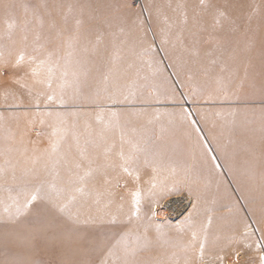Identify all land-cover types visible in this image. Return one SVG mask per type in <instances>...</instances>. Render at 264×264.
<instances>
[{"label": "rangeland", "instance_id": "obj_1", "mask_svg": "<svg viewBox=\"0 0 264 264\" xmlns=\"http://www.w3.org/2000/svg\"><path fill=\"white\" fill-rule=\"evenodd\" d=\"M167 1L0 0V264H264V170L244 147L264 129V0H234L235 47L178 30ZM151 128L181 129L213 195L168 196L124 235L104 216L127 194L110 167Z\"/></svg>", "mask_w": 264, "mask_h": 264}, {"label": "bare ground", "instance_id": "obj_2", "mask_svg": "<svg viewBox=\"0 0 264 264\" xmlns=\"http://www.w3.org/2000/svg\"><path fill=\"white\" fill-rule=\"evenodd\" d=\"M194 3H196V6L191 7ZM234 3V0H168L166 8H168L173 21L176 22L178 30L183 32L184 29H186L189 33V37L196 36L199 32L205 36H213L214 40L206 47H235V45L230 42L233 39V35L236 33L233 30L234 26L238 23L232 17L234 14L232 8ZM184 6L189 7L185 8ZM202 13H204L203 18L198 16L199 21H197V15ZM224 18L228 19L226 23L223 21ZM211 20L218 23L216 28H200V23H209ZM230 21H232V24ZM218 37H228L229 40L228 42H222ZM180 130V128H151L129 131L137 136V142L129 146L136 151L137 156L135 158L114 156V158L120 159V162L125 159L128 163L127 166L120 167L119 164L116 163L110 167L113 173H119V184L116 185L117 191L126 190L127 194H120V196L124 197V202H120V204L114 203L110 207V210L108 208L114 216L111 214L109 215L108 210L104 216L108 218L107 221H114L112 223L118 225L124 235L130 233L129 229L134 224L132 221L135 222V220L131 219L133 213L139 215L140 224L149 225L152 220L150 213L152 214V212L160 210L161 208L164 209L167 205L166 199L168 196H174L175 199L173 200H176L178 196L183 194H192L194 197L198 195H213V193L206 191L203 193L200 190L201 184L198 182L200 180L197 181L196 179H207L208 174L202 171L203 163L201 158L197 155L194 157L191 154V146L186 145L181 142V140V143L178 142ZM244 136V147H246L248 151H258L261 156L259 161H254L252 159L249 160L247 164L255 166V164L259 162L260 168L264 170V129L260 128L247 131ZM152 145L170 147L175 153L174 155L178 157L177 160L161 162L155 159L151 160L142 156V154L140 155L141 152L146 151ZM120 146V144L114 143L109 150H117ZM126 148H128V145H122L120 149L125 150ZM187 155H192L195 158L194 161L190 159L184 160ZM190 162L195 165H191ZM146 169H152L151 172H154V174L158 176L169 170V172H172L173 177L170 179L160 178L157 180H150L148 177L151 172H147ZM194 178L196 181L192 180ZM257 195H260L261 198L264 197V191L258 192ZM179 206L176 205V202L174 205H171L173 210ZM173 214H176V212ZM155 228L156 226L153 227L151 233H146L142 237V242L144 243L146 241L145 243L149 244L148 246L146 245V250H158L162 247L163 236L161 233L157 232V229L160 227ZM144 244H142L140 248H143Z\"/></svg>", "mask_w": 264, "mask_h": 264}, {"label": "snow or ice", "instance_id": "obj_3", "mask_svg": "<svg viewBox=\"0 0 264 264\" xmlns=\"http://www.w3.org/2000/svg\"><path fill=\"white\" fill-rule=\"evenodd\" d=\"M137 211H138V209H137Z\"/></svg>", "mask_w": 264, "mask_h": 264}]
</instances>
